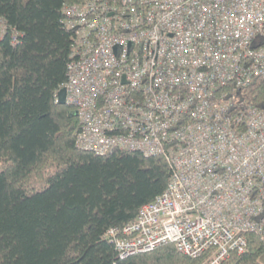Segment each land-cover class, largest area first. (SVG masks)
<instances>
[{"label": "built area", "instance_id": "2783aa9c", "mask_svg": "<svg viewBox=\"0 0 264 264\" xmlns=\"http://www.w3.org/2000/svg\"><path fill=\"white\" fill-rule=\"evenodd\" d=\"M63 11L76 146L162 157L171 171L134 221L107 231L119 257L173 244L221 264L246 252L248 233L264 246V0H89Z\"/></svg>", "mask_w": 264, "mask_h": 264}, {"label": "trees", "instance_id": "16d2710c", "mask_svg": "<svg viewBox=\"0 0 264 264\" xmlns=\"http://www.w3.org/2000/svg\"><path fill=\"white\" fill-rule=\"evenodd\" d=\"M87 1L0 0V264H201L173 244L121 259L106 239L165 191L171 171L162 157L75 144L76 110L56 103L73 42L63 10ZM246 238V252L221 264H264L260 239Z\"/></svg>", "mask_w": 264, "mask_h": 264}, {"label": "bare ground", "instance_id": "6f19581e", "mask_svg": "<svg viewBox=\"0 0 264 264\" xmlns=\"http://www.w3.org/2000/svg\"><path fill=\"white\" fill-rule=\"evenodd\" d=\"M85 3V2H84ZM69 6H71V5H69ZM69 6H67V7H69ZM63 13H64V11H63ZM65 17V16H64ZM2 25H4V27H5V22H4V20L2 19ZM64 25H65V27L69 30V31H71V32H73L68 26H69V24L67 23L66 24V17H65V20H64ZM67 25V26H66ZM1 31V30H0ZM14 41V40H13ZM74 49H75V43H74V34H73V42H72V51H71V55L73 54V52H74ZM71 55H70V57H71ZM70 57H69V62H68V64H67V68H66V74H67V70H68V67H69V65H70V62H71V59H70ZM65 101H66V105H69V106H71V107H73L75 110H76V115H77V117H78V109H77V107L76 106H74V105H72L71 103H69V101L67 100V98L65 99ZM56 103H57V99H56ZM64 106V105H63ZM77 140H78V132H77V134H76V136H75V144H76V142H77ZM85 151H89V152H92V151H90V150H85ZM114 151H122V150H120V149H114ZM114 151H112V152H114ZM92 153H94V152H92ZM111 153V152H110ZM94 154H96V153H94ZM108 154V153H107ZM96 155H99V154H96ZM142 155V154H141ZM144 156V155H143ZM145 157H155V156H145ZM143 207V206H142ZM139 211V210H138ZM137 214H138V212H137ZM137 216V215H136ZM201 263H202V260H201Z\"/></svg>", "mask_w": 264, "mask_h": 264}, {"label": "water", "instance_id": "95a60500", "mask_svg": "<svg viewBox=\"0 0 264 264\" xmlns=\"http://www.w3.org/2000/svg\"><path fill=\"white\" fill-rule=\"evenodd\" d=\"M56 99H57V104L58 105H61V106L66 105V101H65V99H66V90H65V88H61L57 92Z\"/></svg>", "mask_w": 264, "mask_h": 264}, {"label": "rangeland", "instance_id": "374dc122", "mask_svg": "<svg viewBox=\"0 0 264 264\" xmlns=\"http://www.w3.org/2000/svg\"><path fill=\"white\" fill-rule=\"evenodd\" d=\"M67 68V67H66Z\"/></svg>", "mask_w": 264, "mask_h": 264}]
</instances>
